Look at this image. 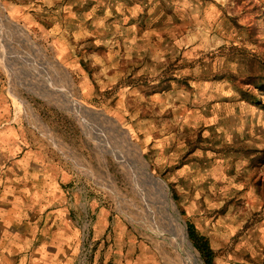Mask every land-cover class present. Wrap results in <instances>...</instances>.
I'll return each mask as SVG.
<instances>
[{"label":"rangeland","instance_id":"1","mask_svg":"<svg viewBox=\"0 0 264 264\" xmlns=\"http://www.w3.org/2000/svg\"><path fill=\"white\" fill-rule=\"evenodd\" d=\"M7 126L69 176L71 264H207L148 171L211 264H264V0H0Z\"/></svg>","mask_w":264,"mask_h":264},{"label":"crops","instance_id":"2","mask_svg":"<svg viewBox=\"0 0 264 264\" xmlns=\"http://www.w3.org/2000/svg\"><path fill=\"white\" fill-rule=\"evenodd\" d=\"M0 133V264H71L81 227L69 176L16 149L12 127Z\"/></svg>","mask_w":264,"mask_h":264},{"label":"water","instance_id":"3","mask_svg":"<svg viewBox=\"0 0 264 264\" xmlns=\"http://www.w3.org/2000/svg\"><path fill=\"white\" fill-rule=\"evenodd\" d=\"M89 113L93 116L98 114L97 112H93V111H89ZM145 181L157 190L159 200L155 202V204L157 205L159 212L161 211V208H164L168 212V217L173 227L172 230H174L176 226L184 227V230L186 233V243L188 246V250L192 255L196 257V259L199 260L200 257L196 251L194 243L190 239L189 233L187 232L186 224L182 220L178 211L176 209L174 210L171 208L170 201H169L170 196L167 191L166 182L162 178L154 175L151 171H148L146 173ZM169 233L173 234L172 231L171 232L169 231Z\"/></svg>","mask_w":264,"mask_h":264},{"label":"trees","instance_id":"4","mask_svg":"<svg viewBox=\"0 0 264 264\" xmlns=\"http://www.w3.org/2000/svg\"><path fill=\"white\" fill-rule=\"evenodd\" d=\"M189 236L194 242L196 248L202 253V256L205 258L208 264H211L213 261V250L211 249L207 240L198 234L195 228L189 224ZM244 264V263H237Z\"/></svg>","mask_w":264,"mask_h":264},{"label":"bare ground","instance_id":"5","mask_svg":"<svg viewBox=\"0 0 264 264\" xmlns=\"http://www.w3.org/2000/svg\"><path fill=\"white\" fill-rule=\"evenodd\" d=\"M22 34V37L27 41V42H29V44L30 45H33L32 44V42L30 43V39L27 37V35L24 33V32H22L21 33ZM80 106H82L83 104L82 103H78ZM91 109V111H95L94 109H92V108H90ZM95 112H97V111H95ZM147 170V169H146ZM136 190H138V189H136ZM138 192V191H137ZM140 197H141V195H140ZM143 199V198H142ZM170 200V205H171V208L172 209H174L175 210V204L172 202V199L171 198H169ZM146 201V200H145ZM181 231H182V233H183V238L186 240V233H185V230H184V227H181ZM198 258V257H197ZM187 264V263H186Z\"/></svg>","mask_w":264,"mask_h":264}]
</instances>
